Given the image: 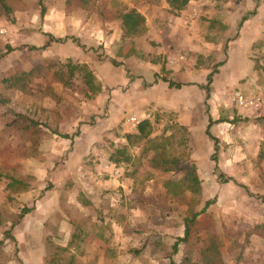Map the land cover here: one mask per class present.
Wrapping results in <instances>:
<instances>
[{"label": "rangeland", "instance_id": "obj_1", "mask_svg": "<svg viewBox=\"0 0 264 264\" xmlns=\"http://www.w3.org/2000/svg\"><path fill=\"white\" fill-rule=\"evenodd\" d=\"M89 1L90 6L84 7L74 0L69 4L67 0H13L16 9L11 17L0 6V28L5 30L0 34V52L7 45L13 48L0 58V76L16 67L29 70L45 57L72 58L88 63L101 83L108 82L110 94L120 90L126 96L130 81L156 69L161 78L206 84L216 63L226 56V50L208 52L196 35L187 34L179 24L171 25L168 16L163 17L161 28L149 23L147 34L122 37L118 10L136 6L148 16L162 0L158 4ZM206 18L201 17L202 24ZM202 31L209 40L213 30ZM48 34L69 38L43 48ZM212 36L214 41L222 39ZM236 53L234 68L239 69L240 54ZM254 55L257 72L239 82L214 80L207 102L206 90L197 86L198 93L190 92L193 101L187 102L188 92L183 93L190 104L179 112L156 108L149 117H139V122L149 118L155 124L151 137L173 131L174 145L179 147L173 151L194 162L202 186V201L195 210H201L206 200L214 201L198 217L195 239L202 240L189 246L181 243L176 253L172 245L184 234L183 218L193 195L185 192L173 198L164 182L181 179L186 162L178 170L162 171L149 163L152 150L141 156L143 144L131 148L139 157L136 163H107L113 147L127 144L125 135L136 131L122 125L135 115L125 111L111 118L110 97L88 98L79 81L76 87L66 88L55 81L33 79V94L0 85V170L25 175L30 183L27 191L10 198L8 180L0 177V264H47L57 246L67 245L66 258L72 257L76 264H169L170 259L179 262L188 247L198 255L207 231L223 241L220 252L226 264H264V236L250 234L254 225L264 222V159H258L264 150V51ZM147 62L157 67L150 65L147 70ZM47 83L60 102L39 93ZM237 93L259 98L260 103L240 105ZM14 112L27 113L39 123L42 134L36 147L8 126ZM210 117L214 120L211 133L219 140L217 151L205 133ZM176 124L186 129L173 127ZM183 135L185 144L177 145ZM227 177L233 180L225 182ZM25 206L33 210L11 227ZM80 222L91 232L74 242L72 234ZM98 228L101 235L94 233ZM146 236L160 240L163 249L151 255L150 247H145ZM137 248L140 254L135 256L131 252Z\"/></svg>", "mask_w": 264, "mask_h": 264}, {"label": "trees", "instance_id": "obj_2", "mask_svg": "<svg viewBox=\"0 0 264 264\" xmlns=\"http://www.w3.org/2000/svg\"><path fill=\"white\" fill-rule=\"evenodd\" d=\"M78 5L87 7L90 6L89 0H74ZM135 3L140 0H133ZM146 3L158 4L161 0H141ZM168 5V11L171 14H178L180 11L186 8L191 0H165ZM68 4L73 2V0H67ZM0 6L3 9L4 14L7 17H11V14L16 9L13 5V0H0ZM46 13L45 6L41 8V16ZM117 17L121 23L122 37H132L145 35L148 32V26L146 24L145 16L138 10L136 6L131 8H123L118 10ZM246 18L244 17V20ZM49 39L47 40L44 47L51 44L52 41L63 42L65 38H56L51 34H48ZM13 48L7 45V50L5 52H0V58L4 54L9 53ZM223 62L216 64L218 67L222 65ZM217 67L214 68L207 77V83L200 85L201 88L206 90V102L211 97V84L213 82V75L218 72ZM42 78L43 80H48L49 82L55 81L66 88H73L77 86V81L83 84L84 91L88 98H93L102 92V83L91 69L88 63L75 61L72 58H67L65 61L55 59V58H43L42 62L29 70L16 67L8 71L5 75L0 76V85L6 90L18 91L25 94H33L34 91L30 88V84L33 79ZM163 81L169 83V87L181 88V83H175L165 77L162 78ZM42 96H50L56 102L61 101V97L54 92L53 87L50 83L44 85L43 88L39 90ZM208 107V106H207ZM214 123L212 118H209V122L205 133L209 136L215 143V150L217 151L219 140L211 133V127ZM8 126L14 129L19 135L28 139L32 143V147H36L39 143L40 135L42 134V128L39 127V123L34 120L30 115L23 112H14L12 118L8 122ZM173 127H178L179 129H186L185 126L180 125ZM155 130V124L149 119H142L136 126V131L132 133H127L125 138L127 144H122L113 147L109 154V161L116 165L118 164H128L136 163L139 161L138 156H134L131 152V148L140 145H145L142 151V157L146 155L150 150L153 151L152 157L149 159L151 166L159 168L162 171H175L180 169L183 165L186 168L185 175L179 180H167L164 185L167 189V193L173 197H182L185 192L192 193V199L188 202L187 214L183 218L184 234L179 236L175 243L172 245L174 253L178 251V246L183 243L186 246L195 243L194 240H202L201 238L195 239V234L197 229H199L200 220L198 217L205 213L208 207L213 204V200H206L204 202L203 208L201 210H195L196 205L200 204L202 201V186L201 180L196 173V166L194 162L190 161L189 156L181 158L180 154L175 153L173 150H177L179 147H175L174 139L175 133L172 131L171 134L165 135L164 133L158 136L151 137V134ZM58 134L57 132H54ZM78 133V132H77ZM76 133V134H77ZM75 134V135H76ZM63 138H72L69 134H59ZM1 143V135H0ZM185 144V135L183 139L180 140L177 145ZM36 150V148H35ZM27 156V154H26ZM258 159H264V150H260L258 153ZM220 177H224V174H219ZM0 177L6 178L8 180L6 184V189L8 190V197H12L13 193L25 192L29 189L30 183L25 175L13 172H3L0 170ZM233 180V178L227 177L224 179L225 182ZM245 187V186H244ZM250 195L251 192L248 191ZM33 207L22 208L18 218L11 223V227H14L19 218H22L25 214L30 213ZM76 230L72 234V240L82 241L84 237L90 234V230L85 223H76ZM105 227H103L104 230ZM96 229L94 233L101 235V230ZM250 234H257L264 236V222L254 225L251 229ZM147 241H150L147 243ZM146 246L150 247L151 255L157 253L163 249L160 240H154L146 236ZM223 245V241L218 237L214 231H207L205 242L200 247L198 255H193L192 249H188L184 252L182 259L176 262L170 259L169 264H226L221 256L220 247ZM165 248V247H164ZM138 248L132 250V254L138 256ZM69 247L67 246H57L52 255L47 257V264H76L72 257L66 258L68 256ZM138 253V255H137ZM83 264V263H81ZM87 264V263H86Z\"/></svg>", "mask_w": 264, "mask_h": 264}, {"label": "crops", "instance_id": "obj_3", "mask_svg": "<svg viewBox=\"0 0 264 264\" xmlns=\"http://www.w3.org/2000/svg\"><path fill=\"white\" fill-rule=\"evenodd\" d=\"M153 7L154 9L148 13V16L144 13L147 26L151 23L158 28L163 24V17L167 18L168 16V18L172 20V23L169 22L171 25H173L174 22V24H179L181 26L180 29L187 32V34L193 33L196 35L208 52L214 51V53L217 54L219 51L224 53V50H226V56L221 60L223 64L218 67L215 66V68L217 67V70H219L218 73H215L218 78H214L213 82L219 78L221 80L224 78L225 84L232 83L233 81L239 82L245 76V78H247L250 77V74L257 72L255 69L256 60H254L252 56L256 57L254 52H261L262 54L264 51V0H191L185 9L180 11L181 14H179L180 12L178 14H171L168 11V5L165 0H162L158 8L157 6ZM163 8H165V11ZM254 8H256V11ZM250 11L253 12L249 14ZM201 17H207V21L204 24L201 22ZM244 17L246 18L245 20ZM219 21L222 22V25ZM209 27L213 32L210 34V39L206 40L208 34H205V31L202 30L204 28L208 30ZM198 28L201 29V32ZM194 29L198 30L200 33ZM150 32L154 35L153 31ZM216 34L218 35L217 38H219V36L220 38L222 37L221 41H219V39L214 41V36L212 35ZM194 47L197 46L195 45ZM236 52L240 54L238 55L240 58L239 69L234 68ZM218 63L220 62L216 64ZM147 64H149V66L146 65V69L149 68L150 65L157 67L153 63L147 62ZM138 68L140 69L139 66H136L135 69ZM142 73L144 74V72ZM157 73V69L150 72V75L145 72L144 76L147 77L141 76L134 81H130L128 90L125 93L127 94L126 96H124L120 90H112L110 94L108 92V82L103 81L102 92L99 96L105 97V95H107L110 97L108 111V114L112 112V116L110 117L112 118L114 115L120 116L121 114L125 115V111L131 112L135 115L136 122L125 119L122 125L129 126L136 130L137 123L140 120L139 117H149V112H152L156 108L179 112L182 107L190 104L186 103V100L190 102V92L196 91L194 90L195 87H200V85H202L199 81L195 80L196 82L193 83L182 82L181 88L169 87V83L163 81V77H158ZM169 80L174 81L171 78ZM185 91L188 92L187 98L183 95ZM153 92L157 94L152 96L151 94ZM196 93H198V91H196ZM193 95H195V93H193L192 96ZM191 101H193V98ZM106 160L107 163H110L109 157H107Z\"/></svg>", "mask_w": 264, "mask_h": 264}, {"label": "built area", "instance_id": "obj_4", "mask_svg": "<svg viewBox=\"0 0 264 264\" xmlns=\"http://www.w3.org/2000/svg\"><path fill=\"white\" fill-rule=\"evenodd\" d=\"M4 32L5 30L3 28H0V34H3ZM236 100L240 105H244V106H257L260 103L259 98H246L239 93L236 94ZM129 120L136 122L134 116L130 117Z\"/></svg>", "mask_w": 264, "mask_h": 264}]
</instances>
